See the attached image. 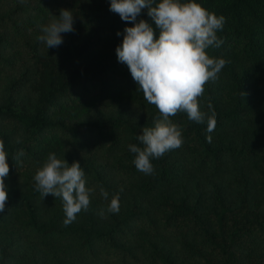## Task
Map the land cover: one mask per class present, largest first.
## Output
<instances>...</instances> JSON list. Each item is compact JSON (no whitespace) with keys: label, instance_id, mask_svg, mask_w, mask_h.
<instances>
[{"label":"trees","instance_id":"trees-1","mask_svg":"<svg viewBox=\"0 0 264 264\" xmlns=\"http://www.w3.org/2000/svg\"><path fill=\"white\" fill-rule=\"evenodd\" d=\"M196 2L226 20L222 45L206 51L227 63L199 98L216 126L170 117L184 143L145 175L128 146L143 148L137 137L162 117L117 58V32L134 24L110 0H0V141L10 166L0 264H264V0ZM61 9L75 31L48 49L38 37ZM141 19L154 26L147 9ZM50 153L79 162L95 190L69 226L62 199L35 188ZM117 194L120 211L109 213Z\"/></svg>","mask_w":264,"mask_h":264},{"label":"clouds","instance_id":"clouds-1","mask_svg":"<svg viewBox=\"0 0 264 264\" xmlns=\"http://www.w3.org/2000/svg\"><path fill=\"white\" fill-rule=\"evenodd\" d=\"M145 9L154 26L143 19L137 22ZM109 10L118 14L122 21L134 24L117 32V36H123L122 44L116 48L117 58L127 65L144 100L154 105L162 117L155 120L154 127H144L143 134L137 137L143 148L128 146L135 154L136 169L152 175L155 169L151 160L179 149L184 143L182 130L170 117L186 113L189 120L197 123L207 119L209 133L215 129V113L208 116L202 112L199 98L205 92V85L218 79L227 63L223 58L210 57L206 51L222 45L217 32L223 29L226 20L209 12L196 0H160L158 3L156 0H110ZM73 24L72 11L61 9L58 19L42 27L43 34L38 40L48 49L59 47L64 42L61 34L75 31ZM206 139L211 143L210 135ZM23 155L21 151L15 159L18 161ZM8 158L4 143L0 141V213L5 212L9 198L5 184L10 173ZM34 180L36 191L43 197L51 194L62 199L65 226L72 224L81 211L89 210L90 196L95 190L86 187L85 172L79 162L69 165L66 159L50 153ZM100 194L108 199L109 193L102 187ZM119 211L120 196L117 194L111 199L107 212L118 214ZM99 215L104 217L103 209Z\"/></svg>","mask_w":264,"mask_h":264}]
</instances>
